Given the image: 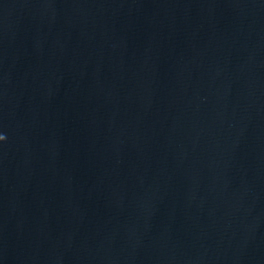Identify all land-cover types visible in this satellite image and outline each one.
I'll list each match as a JSON object with an SVG mask.
<instances>
[{
    "label": "water",
    "instance_id": "obj_1",
    "mask_svg": "<svg viewBox=\"0 0 264 264\" xmlns=\"http://www.w3.org/2000/svg\"><path fill=\"white\" fill-rule=\"evenodd\" d=\"M0 264H264V0H0Z\"/></svg>",
    "mask_w": 264,
    "mask_h": 264
},
{
    "label": "clouds",
    "instance_id": "obj_2",
    "mask_svg": "<svg viewBox=\"0 0 264 264\" xmlns=\"http://www.w3.org/2000/svg\"><path fill=\"white\" fill-rule=\"evenodd\" d=\"M4 140V137L3 136H0V141H3Z\"/></svg>",
    "mask_w": 264,
    "mask_h": 264
}]
</instances>
